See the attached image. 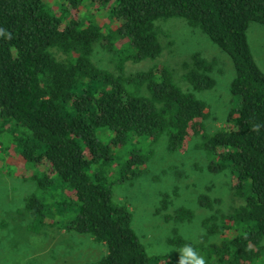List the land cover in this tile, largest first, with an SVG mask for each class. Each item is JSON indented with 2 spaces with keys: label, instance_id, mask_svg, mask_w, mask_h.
I'll use <instances>...</instances> for the list:
<instances>
[{
  "label": "trees",
  "instance_id": "obj_1",
  "mask_svg": "<svg viewBox=\"0 0 264 264\" xmlns=\"http://www.w3.org/2000/svg\"><path fill=\"white\" fill-rule=\"evenodd\" d=\"M87 5L106 10L115 29L104 35L96 22L73 17ZM58 12L45 0H0V132L32 168L28 229L55 228L105 247L91 264H174L146 254L113 186L137 179L161 138L177 153L198 137L208 171L232 176L241 202L221 214L217 199L200 195L198 206L214 213L194 248L206 264H264V72L247 39L251 22L264 25V0H63ZM170 18L199 29L231 60L237 104L226 129L207 131L210 109L195 95L214 86L213 65L198 53L183 74L187 91L163 65L124 77L93 63L102 42L118 56L119 71L126 61L157 58L156 22ZM191 217L179 208L171 219Z\"/></svg>",
  "mask_w": 264,
  "mask_h": 264
},
{
  "label": "rangeland",
  "instance_id": "obj_2",
  "mask_svg": "<svg viewBox=\"0 0 264 264\" xmlns=\"http://www.w3.org/2000/svg\"><path fill=\"white\" fill-rule=\"evenodd\" d=\"M45 1L52 12L59 13L63 0ZM72 14L81 22H96L104 35L117 25L109 21L106 10L93 5ZM156 27L162 46L157 58L126 61L122 71H119L118 56L114 51L104 49L102 42L94 48L93 63L124 77L163 65L172 71L175 82L182 90L187 91L191 89L183 80V74L191 64V56L198 53L213 65L211 76L214 86L195 95L210 109V117L205 122L207 131L212 133L231 126L226 121L227 116L237 103L229 92L234 76L229 57L199 29L190 28L181 18L160 20L156 22ZM247 39L256 64L264 72V25L251 22ZM111 42L117 49L122 46V41L112 39ZM10 137L5 130L0 132V142L5 148L0 147V264H91L100 260L106 253L105 247L85 236L50 227L37 233L28 229V217L23 206L24 199L35 190V185L29 181L32 168L24 165ZM164 141L161 138L152 147L153 154L141 175L128 183L114 184L113 194L129 206L132 228L144 245L146 254L150 257L167 256L177 264L181 241L192 247L202 245L206 237L202 221L214 212L228 213L241 201L232 195V176L208 171L209 161L205 153L196 148L201 141L198 137L189 141L185 151L177 153L167 152ZM200 195L217 199L214 205L216 211L198 206ZM179 208L191 211L192 217L183 222L172 220ZM172 240L174 243H170Z\"/></svg>",
  "mask_w": 264,
  "mask_h": 264
},
{
  "label": "clouds",
  "instance_id": "obj_3",
  "mask_svg": "<svg viewBox=\"0 0 264 264\" xmlns=\"http://www.w3.org/2000/svg\"><path fill=\"white\" fill-rule=\"evenodd\" d=\"M178 252L179 258L177 264H206L204 256L191 245L186 244L180 247Z\"/></svg>",
  "mask_w": 264,
  "mask_h": 264
}]
</instances>
